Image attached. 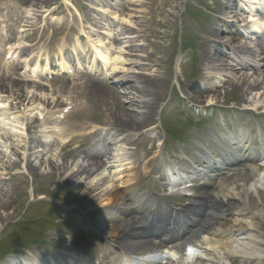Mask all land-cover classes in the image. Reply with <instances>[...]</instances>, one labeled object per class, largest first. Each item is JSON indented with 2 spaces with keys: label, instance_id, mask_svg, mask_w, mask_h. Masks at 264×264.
<instances>
[{
  "label": "rangeland",
  "instance_id": "obj_1",
  "mask_svg": "<svg viewBox=\"0 0 264 264\" xmlns=\"http://www.w3.org/2000/svg\"><path fill=\"white\" fill-rule=\"evenodd\" d=\"M44 1L0 0V84H5L3 91L0 92V151L5 154L0 158V162H3L0 163V191L7 196L4 198V204L0 205V216L6 217L0 224V264L14 261H17V264H34L36 260L47 258V255L66 254L67 251L70 256L77 259V250L85 246L93 249L101 247L102 250L111 247L107 242L108 238L100 231L108 217L106 209L100 207L99 202L90 201L92 192L86 190L80 178L76 177L67 182L66 177H60L63 172L60 169L62 165L71 163L72 159L83 160L84 156L90 154L89 143L96 139L95 137L101 133L100 126H103L107 118L109 119L112 97L104 91L91 90L90 81L95 80L107 86L118 78L115 76L109 80L113 77L109 73L110 66L105 68L101 66L95 74L84 70L80 73L73 72V76L80 77L73 83L84 86L81 97L75 100L74 92L71 90L67 92V86L60 83V76L55 72L49 77L38 73L29 75L27 70L26 73L17 70L21 80L31 81L26 85L20 84L24 92H31L30 95H35L37 100L33 101L31 98L29 103L28 100L15 103L11 90L7 89L9 80L14 76L11 73L13 67L8 65L11 61L7 56L8 45L21 43L22 49L15 62L22 63L27 55H37L41 58L39 54L42 53V49L45 51L47 49L52 55L59 53L60 49L62 52L69 50L71 40L84 39L81 28L85 33L95 32L100 24L106 21L108 25L113 26L111 30L115 31L119 28L120 17L134 16L133 21L137 23L136 29L140 33L131 35L135 44L141 47L131 50L129 54L130 57L134 54L144 59L142 75L156 78L153 88L151 89V84L145 85L146 89L143 92V95L149 94L154 100L151 103L154 107L150 109L147 118L138 117L143 124L140 122L136 131L122 127L119 122L122 118L110 122H114L111 128H114L116 133L128 138L120 143L123 147H128L132 160L135 155L143 156L148 147L153 148L146 156V161L152 159L151 171L147 176L139 174L141 181L138 190H144L139 192L140 194L148 192L150 190L148 187L151 186L156 193L173 200V203L184 205L187 198L179 200V195L187 192L179 191L171 185L167 186L162 168H166L167 172L174 169L170 167L174 159L172 154L179 147L187 151L188 160L192 159L191 162L195 164L196 158L193 154L197 153L199 142L203 137L205 139L209 137L212 131L223 133V124L228 128L234 127L235 130L256 135L257 145L264 151V140L259 139L264 136L259 126L264 122V114L257 117L253 111H244L264 110L253 106L252 99H248L255 93L264 95V88L261 86L256 87L257 90H252L251 87L249 90L247 82L237 81L238 76L243 74L253 75L260 84L264 82L261 74L262 71L264 73V53H260V47H263L264 51V31L259 30L261 32H258L259 35L250 33V30L254 29L250 22L260 19L258 22L260 23L261 19H264V0H137L138 2L49 0L51 2L48 4H44ZM120 3L127 11H120L118 8ZM97 5L108 11L104 18L98 17L95 10ZM251 9L256 13L252 20L249 16ZM136 11L140 13L134 14ZM111 13L116 14L113 20L109 19ZM36 15L41 18H36ZM137 15L139 18L136 19ZM248 45L252 46L258 55L261 54L257 62L249 61L251 59L248 56L249 52L245 49L240 50V47ZM88 46L89 44L85 47ZM112 49L116 50L114 46ZM83 53L86 54V51ZM8 67L10 71L4 76ZM101 77L106 80L102 81ZM37 87L39 89L36 92ZM115 91L112 90V93L115 94ZM72 102L78 107H73ZM46 103L53 107L51 108L55 120L53 123L58 124L57 126L51 124L49 129L39 118L47 111ZM123 105L124 108L128 106L125 98ZM119 112L118 115L123 114V111L121 114ZM129 112L134 113L127 109L124 113ZM17 115L19 118L13 120ZM38 118L40 123L32 124L37 128L29 130L28 123ZM121 122L124 123V120ZM96 123L98 125H91ZM55 126L61 127L60 133L65 132V135L58 137L55 134L49 140L47 133L54 130ZM11 127H14L10 129L13 133L8 130ZM92 131L94 132L90 139L84 137V134H90ZM37 139L51 143L49 151L54 150L59 154L57 147L62 145L58 162L47 159L53 163L49 174L43 170L29 174L26 166L19 161L24 153L23 144L26 142L27 146L29 144L36 146L34 140ZM67 139L69 142L63 145V140ZM158 139L164 141V144L158 146ZM176 139H182L184 144L177 145ZM3 140L8 142V147L3 144ZM11 140L14 141L13 144H10ZM207 144L211 148H221L215 142L210 141ZM99 149H102L100 145L95 147V150ZM134 150L136 151L133 156ZM236 158L239 159L238 155ZM142 162L145 160L139 162L140 166ZM115 165L118 164L109 163L107 166L111 168H107L103 176H98L102 172L101 169L96 172L93 185L99 183L102 189H106L107 186L108 188L124 186L130 180L133 171L124 170L122 167V171L119 167L113 169ZM32 166L41 168L34 161ZM42 166L44 169L45 165ZM228 178L229 175L209 182L211 186L208 188L209 192L221 187L223 181ZM102 182L105 184H101ZM175 192H178L177 195ZM42 195L45 196L44 199L39 200L38 196ZM56 199H59L63 206L56 207L58 204ZM258 203L259 210L255 212L256 217L253 219H250L246 212L236 216L237 222L233 223L234 227L241 228L244 225L247 227L236 232L235 238L223 239L243 242L249 237L250 241L247 244L253 247V252L250 253L254 259L245 260L228 256L226 257L228 264H264V201L260 203L258 200ZM208 207V204L204 205L206 210ZM85 213L91 218L95 231L91 230V223L88 224ZM217 213L218 211H215V214ZM239 223L242 225H238ZM199 238L200 241H196L197 245L202 238L204 243V238H208V235ZM95 243L96 246L93 245ZM206 247L205 243L198 245V249L193 250L194 258L192 257L190 262L194 263L196 259H200L204 264H216L214 256L208 255ZM166 260L176 263L173 254L164 255L155 262L160 264ZM190 262L186 264H191Z\"/></svg>",
  "mask_w": 264,
  "mask_h": 264
},
{
  "label": "bare ground",
  "instance_id": "obj_2",
  "mask_svg": "<svg viewBox=\"0 0 264 264\" xmlns=\"http://www.w3.org/2000/svg\"><path fill=\"white\" fill-rule=\"evenodd\" d=\"M49 0H45L44 4H48ZM133 2V1H132ZM136 2H138L136 0ZM248 2V1H247ZM43 4V5H44ZM118 8L121 12L127 11L125 6L120 3ZM96 13L98 14V17H102L99 14H107L108 11L104 9V7L97 5L95 8ZM133 11V10H131ZM251 13H254L252 9L250 10ZM131 13V12H130ZM140 11L134 12V14H138ZM111 19L116 18V14L111 13ZM133 15V14H132ZM35 17H38L37 15ZM134 17V16H133ZM133 17L128 15L126 17H120L119 20V28L115 31H112L111 29L113 26L108 25L107 22H102L100 26L98 27L97 31L86 33V40L87 43H89L92 49V54L89 55L88 62L94 65L93 63L96 60H99L101 63V66L105 68L106 66L109 67V73L112 74L113 77L109 78L111 80L115 76L118 77L116 81L111 82V85H104L100 84L95 80L90 81V89L93 91L98 90L99 92L104 91L107 94H109L111 99V112L109 116V119H106V122H104V127H111L113 126L114 122H110L111 120L115 119L118 120L120 125L122 127H125L127 130H138V124L142 121L138 119L139 116L142 118H147L150 115V109L154 107L152 102H154L153 99H151V96L149 94H144L143 92L146 89L145 85L151 84L153 88L154 86V80L156 79L155 76L151 77L146 74H141V71H143L144 67V59L138 58V55L132 54V57H130L131 50H136L137 48H140L141 46L135 44V40H133V37L131 34L133 33H140L139 30L136 29L137 23L133 21ZM136 19L139 18L138 15L135 16ZM253 16H251V20ZM27 21V22H26ZM26 23H28V18L26 19ZM251 26L254 27V31H257L258 29H264V20H261L260 23H258V20H252ZM126 25V26H125ZM123 26V27H122ZM125 26V27H124ZM30 27V26H26ZM82 32L83 29L81 28ZM115 33V34H114ZM252 33L256 34L257 32ZM85 34V32H84ZM73 50H74V56L72 60V64H78L79 62V54L76 53V49H83L82 51H87L81 43L76 42L74 40L73 42ZM259 44V43H257ZM256 44V47H259ZM81 45V48H80ZM113 46L116 50H113ZM29 47V46H27ZM21 45L20 42L13 43L8 48V53L10 57L14 58V55L17 54L18 50H20ZM245 49L248 51V56H250V60L252 62H257L261 56V54H257L258 52L254 49H252L251 46L248 45L244 46L243 48L240 47V50ZM45 52V49H43ZM263 49L260 48V53H263ZM59 54L60 50H59ZM78 54V55H77ZM41 55H44V53H41ZM47 55V57H46ZM44 56V64L41 65L39 63V58L37 56H32V60L28 59L29 56H25V59L23 60V63H13L14 65L13 70L11 73L14 74L12 80H9V89L11 90L12 99L16 103H22L27 101V103L30 102V99L36 101L37 98L35 95H30L31 92L26 91L24 92V88H22V85H26L27 81H23L19 78H17V70H22L27 67H31V73L33 74L36 71H39L41 66H46L49 64V53H46ZM62 55V54H61ZM124 55V56H122ZM234 56V55H231ZM51 57V56H50ZM235 57V56H234ZM12 58V60H13ZM51 59V58H50ZM263 60V59H262ZM32 61V62H31ZM69 59L68 56L65 58L64 56H59L56 60L57 65L59 67L65 66L67 68L66 63H68ZM71 62V61H70ZM125 62V63H124ZM12 63H8L10 65ZM69 64V63H68ZM7 65V63L5 64ZM70 69H72L71 66H69ZM9 67L7 70V73L4 74V76H7L9 73ZM120 71V72H117ZM137 72V73H136ZM263 81H264V73L261 72ZM121 75V76H120ZM80 78V77H79ZM75 76L74 78L71 77L69 80L61 81L60 83L64 84V86H67V92L69 90L74 92L75 100L79 99L81 96V91L84 90V86L74 84V82H77L79 79ZM138 78V79H136ZM136 79V81H135ZM7 80V79H6ZM71 81V82H70ZM239 83H248L249 84V90H257L256 87L264 88V82L260 84V81L255 79L253 75H243L240 74L238 76ZM237 82V83H238ZM238 83V84H239ZM22 84V85H20ZM122 85H126L125 90L119 91V94L115 91L118 87H121ZM5 87L4 83L0 84V92L3 91V88ZM69 87V89H68ZM88 88V85L86 86ZM39 87L36 88V92L38 91ZM112 90L115 91V94L112 93ZM35 92V93H36ZM121 93V94H120ZM248 94V93H247ZM261 96V97H260ZM123 98L128 102L127 108H124L123 105ZM148 98V99H147ZM248 99H252V104L255 107H258L260 109L264 108V95L260 93H255V95L249 97ZM71 101V100H70ZM73 103V102H72ZM74 104V103H73ZM73 107H78L77 104H74ZM46 113L49 116V111L53 107H49V103H46ZM131 110L134 113H124L125 110ZM142 109V110H141ZM144 110V111H143ZM121 111V112H119ZM123 111V116L118 115V112L121 114ZM41 115V114H40ZM19 118L17 117L13 118V120ZM30 119L31 116L29 117ZM40 118V117H39ZM34 119L33 122L28 123V129L30 128H37V126L32 125L33 123H40V119ZM124 120V123L121 121ZM114 121V120H113ZM15 124L17 121H14ZM21 123V121H20ZM53 124V123H52ZM58 125V124H57ZM93 126H96L94 124ZM141 126V125H140ZM58 130H57V129ZM10 129H14V127L8 128V130L13 133ZM55 131H51V134H56L57 132L60 133L62 131V128L60 127H54ZM104 130V129H103ZM107 132L104 133V136H108L110 140L107 142V145L109 149L104 151L102 155L93 157H88L91 162H88L86 158L83 160L81 159H72L71 163L64 164L61 166V172L60 177H66L65 181H72L74 178L78 177L80 178V181L82 184H84L86 190L88 192H92L90 195V201L95 203L96 201L99 202V204L104 207L106 210V214L108 213L109 216L104 221V225L101 227V231L103 234H105L108 237V240L111 241L113 244L117 245V251H119L120 254H136L141 255L145 254L146 252H151V250H165L167 252H180V246H181V238L183 237V232L181 229H176L175 225L182 222L180 219L173 222V217L177 215H181V219H184V221L179 225H177V228H180L182 226H187L188 228L194 229V231L191 234L187 233L188 240L190 243L194 244L197 240L200 241V236L208 235V238H204V243L207 245V251L209 252L208 255L214 256L216 264H228V256L231 257H240L245 260L248 259H254V257L251 255L250 252H253V247L250 244H247L250 241V238L247 237V240L243 242H238L237 240H223L226 238L236 237L233 236L238 232L240 229L246 228L244 227H234L236 221L237 215H243L245 212L248 214L250 219H253V217H256L255 212L259 210V203H263L264 201V178L262 179L261 176L264 175V166L256 165L253 166H246L242 169H227L226 173L230 174V177L223 181L222 186L212 190L210 192H207L208 190H203L202 192L193 191L191 193V197L189 204L183 206L181 210L179 211H171V214L167 217H165V220L162 218L158 219L160 221H157L156 217L159 216V212L157 210V205L152 206L150 205L147 207V199L150 197L148 195H136V188L137 183H139L137 177L140 172L143 174H146L147 169H149V162H142L141 166L139 165V162L143 160V157H136L135 162H129L131 167L129 168L130 171H133V178H131L127 183L124 184L122 187H112L110 186L106 189H102V187H99V183H96L93 185V181L95 180V173L99 172L101 169L102 172L98 176L105 175L106 168L105 165L108 163H122L129 160V158H126L127 155V148H123L121 144H119L118 137H116L115 134H113L110 130H106ZM61 135H65V132H62L58 135V137H61ZM92 133L85 135V138L91 137ZM14 137V136H13ZM28 138V137H27ZM12 139V138H11ZM24 140V139H23ZM10 144H13V140ZM36 141V146L34 145H28L27 143L23 141V155L22 158L19 159L27 168L28 173L30 172H46L47 174L51 173V165L53 164L52 161L54 160L56 162L57 158H60L61 150L60 147L57 153L54 150L49 151V147L51 145L48 144L46 141H43L41 139L34 140ZM5 146H9L8 142L2 141ZM63 145L69 142V139L63 140ZM62 146V145H61ZM113 148H116L115 153L113 154ZM152 149V148H151ZM149 150V149H148ZM34 151V152H32ZM37 151V152H35ZM144 155L147 154V151L143 153ZM4 152L0 151V158L4 157ZM107 156V162H102L101 157ZM99 159V161L97 160ZM109 159V160H108ZM264 160V159H262ZM36 162V164H39V168L37 169L32 166V163ZM49 162V163H48ZM3 163V162H0ZM264 163V162H263ZM126 164V165H127ZM44 169H43V166ZM126 165L120 164L118 166H122L123 168L126 167ZM56 166H52L54 168ZM117 167V165H115ZM115 167L113 169H115ZM109 169L111 168L108 167ZM186 168V166H185ZM59 169V168H58ZM226 169V168H223ZM126 170V169H125ZM128 171V170H127ZM99 178V177H98ZM1 180V179H0ZM101 184H105V182H102ZM121 188V189H119ZM123 190V191H122ZM7 196L3 194L0 191V205H3L5 202V199ZM147 197V198H146ZM42 196H39L38 199H42ZM162 203V202H160ZM159 203V204H160ZM164 203V200H163ZM162 203V204H163ZM207 203L209 205L208 209L205 210L203 208V204ZM158 204V203H157ZM193 204H195L196 208H199L201 212L197 210L201 214V217L199 219H187V217L184 215V211L188 210V216L193 215L192 209ZM217 207V209L213 210V208ZM190 209V210H189ZM213 210V211H212ZM215 211H218L217 214H215ZM164 217V216H160ZM4 218L0 216V224L2 221H4ZM186 219V220H185ZM161 222H163V225L160 227L158 226ZM150 224H153V226L156 230L157 237L154 239L152 238L151 232H149L148 227ZM238 225H242L239 223ZM161 234V235H160ZM160 235V237H159ZM210 236V237H209ZM212 237V239H211ZM219 239V240H218ZM203 241V238L201 239ZM200 242V244H203V242ZM217 244V245H216ZM243 248V249H242ZM89 249V247H85L84 250ZM81 254V251H79ZM101 255V256H100ZM100 263L104 264H115L117 263V257H113L112 254L104 255L100 253ZM119 256V259L124 260L125 257ZM225 255V256H223ZM88 256L92 257L93 259H96L97 256L94 252H91L88 254ZM51 257V259H50ZM148 258V256H146ZM176 263H166V264H186V262H190V259L193 257L192 252H188L185 255L177 256ZM257 257V255H256ZM49 260L51 261V264H76L72 259L69 257L60 256L57 253L55 255H48ZM194 258V257H193ZM258 258V257H257ZM48 260V261H49ZM115 260V261H114ZM44 259L41 261L42 264H47V261L44 263ZM231 261V260H230ZM17 261H14L13 263H6V264H17ZM191 264H204L203 261L196 260L193 262H190ZM34 264H37L34 263Z\"/></svg>",
  "mask_w": 264,
  "mask_h": 264
}]
</instances>
